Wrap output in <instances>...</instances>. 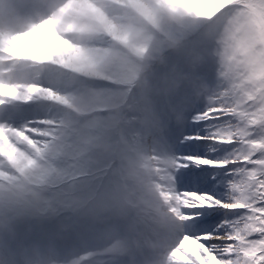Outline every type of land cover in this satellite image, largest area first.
I'll list each match as a JSON object with an SVG mask.
<instances>
[{
	"label": "snow or ice",
	"instance_id": "obj_1",
	"mask_svg": "<svg viewBox=\"0 0 264 264\" xmlns=\"http://www.w3.org/2000/svg\"><path fill=\"white\" fill-rule=\"evenodd\" d=\"M87 3L99 34L57 32L67 45L35 58L13 56L0 39V67L19 73L0 79V182H32V239L64 264L90 241L77 225L97 202L111 206L101 189L114 163L92 146L108 129L113 141L149 149L191 218L167 264H264V0ZM93 118L94 130L82 127ZM106 220L124 235L121 222ZM185 236L199 247H181Z\"/></svg>",
	"mask_w": 264,
	"mask_h": 264
},
{
	"label": "rangeland",
	"instance_id": "obj_2",
	"mask_svg": "<svg viewBox=\"0 0 264 264\" xmlns=\"http://www.w3.org/2000/svg\"><path fill=\"white\" fill-rule=\"evenodd\" d=\"M100 2L103 3L104 0H100ZM68 5L70 6L68 7ZM65 8L66 11L60 14H56L54 18H51L49 20L44 19V23L42 24L41 28L25 32L23 34V38H20L19 36L16 37L9 33L7 30H0V39L7 40L9 42L8 50L13 56H31L35 58L43 53H46L50 49L61 48L67 45L68 41L62 39L60 35H57V32H60L61 34H68L73 40H80L83 36H86L93 28H96V32L97 34H99V28L95 24L96 13L94 10L90 9L87 1L77 0L75 1V3L67 4ZM108 11L115 12L116 10L109 8ZM212 48L213 44L211 42H208L207 50L211 51ZM209 62L211 63V66L213 68L211 70V77L208 84L210 87H215L218 83L217 68L214 62H212L211 60ZM208 71L210 70L206 68V72ZM163 105H165L164 100H159L158 106L161 107ZM82 127L89 130H94L97 127V122L94 118L85 120ZM92 146L95 151L102 157L108 158L109 160L113 161L114 167L111 171V174L118 179L119 184L121 185V187L119 188L124 189L125 185L127 184L126 189L128 190V192L135 193L138 189V186L136 183H130L133 175L131 168H129V165H133V162L131 160V151L133 150V146L126 144L123 140H111L109 138L108 129H105L103 132L93 137ZM141 161L145 164L146 162L152 161L151 169L153 178L149 181V183L151 190H153L155 194V197L158 198L157 202L161 201L159 209L165 212L167 216L177 224H173L174 229H177V226L181 227V222H187L191 218L180 214L181 201L179 197H176L172 192H170L168 186L163 187L159 182H156L157 178L160 180H165L166 177L164 173L160 171V169H156L154 159L150 158V151L142 157ZM115 177L111 176V181L113 179L115 180ZM8 182L16 184L20 194H27V197L20 198L19 202L20 204H23L24 209H28V206L33 199V187L30 185V190H25L24 193L21 191V189L23 190V186H25L24 184L27 183L25 179L12 180ZM115 189L116 187L114 185H107L105 188L101 189V193L103 194L107 192L109 194L110 201L112 200L111 206L108 207V209L110 208L108 212L111 214H115L118 209L122 208L123 205V202H117L121 200L119 198H115L116 194H119V192L115 191ZM11 193L12 190H9L4 185H0V199H5L6 197H8L7 199H9V195ZM220 194L223 195V189H221ZM15 198L16 196L13 193V200ZM191 198L197 200L199 203H203L204 201V198L201 197ZM138 202L141 208H148L150 210L155 209L152 206H145V199H141ZM94 206L99 209V211L95 213H101L103 202H97ZM194 206L195 205H185V207ZM223 215L224 210H220L219 216L221 219H223ZM116 221L121 222L125 227V222L122 217H119ZM198 247L199 246L197 245L196 241H189L184 245V248L188 250H195ZM34 260H37V258Z\"/></svg>",
	"mask_w": 264,
	"mask_h": 264
},
{
	"label": "bare ground",
	"instance_id": "obj_3",
	"mask_svg": "<svg viewBox=\"0 0 264 264\" xmlns=\"http://www.w3.org/2000/svg\"><path fill=\"white\" fill-rule=\"evenodd\" d=\"M44 8H45L46 10H50V11L48 12L47 15H55V14H58V13H62V12H64L63 8H61V7H56V9L52 10L53 5H49V6H48V5L45 4V5H44ZM55 24H56V22H55ZM55 24H54V25H55ZM46 27H48V26H46ZM40 28H41V26H40ZM23 37H24V36H21L20 38H23ZM151 162H152V161L146 162V165H147V166H152V163H151ZM111 176L114 177L112 174H111ZM115 180H116V179H115ZM115 180L113 179L108 185H109V186H110V185H114V186L116 187V189H117L118 187H121V185H120V184H119V185H116ZM24 185H25V186H23L24 189L22 190V192H24L25 190H30V185L33 187V184H32L31 182H29V181H27V183L24 184ZM116 189H115V190H116ZM14 192H15V191H12V193L9 195V199H10V200H3V201H0V210H1V211H4V212H6V213H11V210H12V209H15V210L18 211V214H19L18 220L26 221V220L29 219L28 216H25V215L19 210L20 208H23V204H19L20 202H15V201L13 200V193H14ZM19 196H20V198H21L22 194L19 193ZM142 197H143V195H138V196H135L134 198H132L130 201H136V202H138ZM22 198H26V196L23 194ZM19 201H20V200H19ZM146 204H147V203H146ZM160 204H161V201L155 203V205H156L157 207L160 206ZM122 207H123L124 210H126V211L129 212L131 219H137V218L139 217V214L142 213V211L139 210V209H137V208H135V209H131L130 206H129L128 204H124V205H122ZM101 209H106V212L109 213V212H108L109 210H107V209H108L107 206H104V205H103V207H102ZM146 211H147V210H146ZM89 213L91 214V212H89ZM99 214L102 215V216L104 217V213H103V212H101V213H99ZM171 222H172V221H171ZM172 223H173V222H172ZM24 230H26V227H22V231H24ZM3 245H4V246H7L8 243H7V242H4Z\"/></svg>",
	"mask_w": 264,
	"mask_h": 264
}]
</instances>
